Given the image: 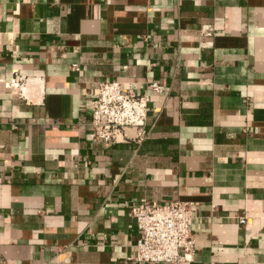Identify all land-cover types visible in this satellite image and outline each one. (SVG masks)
I'll list each match as a JSON object with an SVG mask.
<instances>
[{
	"label": "crops",
	"instance_id": "1",
	"mask_svg": "<svg viewBox=\"0 0 264 264\" xmlns=\"http://www.w3.org/2000/svg\"><path fill=\"white\" fill-rule=\"evenodd\" d=\"M13 71L0 264H166L131 258L142 199L194 203L181 264H264V0H0ZM116 79L150 95L140 143L93 139L91 101Z\"/></svg>",
	"mask_w": 264,
	"mask_h": 264
},
{
	"label": "built area",
	"instance_id": "2",
	"mask_svg": "<svg viewBox=\"0 0 264 264\" xmlns=\"http://www.w3.org/2000/svg\"><path fill=\"white\" fill-rule=\"evenodd\" d=\"M26 80L18 71H13L10 78L0 75V109L2 91L20 90ZM149 86L162 90L157 81ZM149 102L148 93L124 90L117 79L101 82L90 104L93 139L108 143L142 142L149 133ZM130 214L138 227L131 257L135 261L181 264L194 254L196 245L191 223L196 213L193 202L177 199L158 203L142 199L132 206ZM240 221L246 222L247 217Z\"/></svg>",
	"mask_w": 264,
	"mask_h": 264
}]
</instances>
